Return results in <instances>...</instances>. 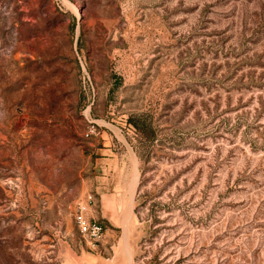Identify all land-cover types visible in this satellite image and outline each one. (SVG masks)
Instances as JSON below:
<instances>
[{
	"label": "rangeland",
	"instance_id": "374dc122",
	"mask_svg": "<svg viewBox=\"0 0 264 264\" xmlns=\"http://www.w3.org/2000/svg\"><path fill=\"white\" fill-rule=\"evenodd\" d=\"M0 264H264V0H0Z\"/></svg>",
	"mask_w": 264,
	"mask_h": 264
},
{
	"label": "built area",
	"instance_id": "2783aa9c",
	"mask_svg": "<svg viewBox=\"0 0 264 264\" xmlns=\"http://www.w3.org/2000/svg\"><path fill=\"white\" fill-rule=\"evenodd\" d=\"M93 199L88 196L86 203L79 202L74 213V221L80 235L92 244H97L104 238L105 228L102 221L90 214V205Z\"/></svg>",
	"mask_w": 264,
	"mask_h": 264
},
{
	"label": "trees",
	"instance_id": "16d2710c",
	"mask_svg": "<svg viewBox=\"0 0 264 264\" xmlns=\"http://www.w3.org/2000/svg\"><path fill=\"white\" fill-rule=\"evenodd\" d=\"M129 123L135 128L137 135V142L140 149L148 154L149 146L154 138V128L151 125L146 115L131 114Z\"/></svg>",
	"mask_w": 264,
	"mask_h": 264
}]
</instances>
